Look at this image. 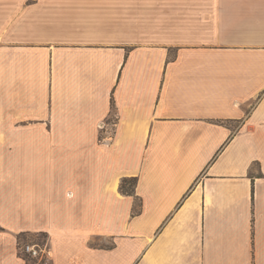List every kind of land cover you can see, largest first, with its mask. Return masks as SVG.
I'll list each match as a JSON object with an SVG mask.
<instances>
[{
	"label": "crops",
	"instance_id": "crops-1",
	"mask_svg": "<svg viewBox=\"0 0 264 264\" xmlns=\"http://www.w3.org/2000/svg\"><path fill=\"white\" fill-rule=\"evenodd\" d=\"M24 243L264 264V0H0V264Z\"/></svg>",
	"mask_w": 264,
	"mask_h": 264
},
{
	"label": "built area",
	"instance_id": "built-area-1",
	"mask_svg": "<svg viewBox=\"0 0 264 264\" xmlns=\"http://www.w3.org/2000/svg\"><path fill=\"white\" fill-rule=\"evenodd\" d=\"M20 253L34 259H40L45 261L47 258V253L45 251V246H39L33 243H24L20 247Z\"/></svg>",
	"mask_w": 264,
	"mask_h": 264
},
{
	"label": "trees",
	"instance_id": "trees-1",
	"mask_svg": "<svg viewBox=\"0 0 264 264\" xmlns=\"http://www.w3.org/2000/svg\"><path fill=\"white\" fill-rule=\"evenodd\" d=\"M122 188H123V186H122ZM123 191H124V193H127V194H131V192H132L131 190L124 189V188H123ZM40 264H45V263H44V261H41Z\"/></svg>",
	"mask_w": 264,
	"mask_h": 264
},
{
	"label": "rangeland",
	"instance_id": "rangeland-1",
	"mask_svg": "<svg viewBox=\"0 0 264 264\" xmlns=\"http://www.w3.org/2000/svg\"><path fill=\"white\" fill-rule=\"evenodd\" d=\"M41 238H42V237H40V236L37 238L39 242H42V241L40 240ZM45 264H47V263L45 262Z\"/></svg>",
	"mask_w": 264,
	"mask_h": 264
}]
</instances>
